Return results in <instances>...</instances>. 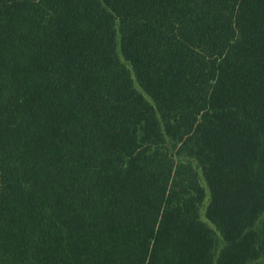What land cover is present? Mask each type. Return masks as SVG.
<instances>
[{"label":"trees","instance_id":"16d2710c","mask_svg":"<svg viewBox=\"0 0 264 264\" xmlns=\"http://www.w3.org/2000/svg\"><path fill=\"white\" fill-rule=\"evenodd\" d=\"M0 264H264V0H0Z\"/></svg>","mask_w":264,"mask_h":264}]
</instances>
